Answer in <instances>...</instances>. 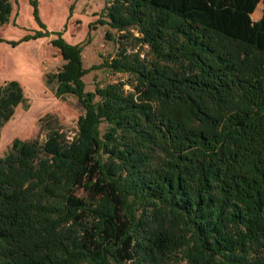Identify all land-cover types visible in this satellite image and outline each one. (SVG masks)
<instances>
[{"label":"trees","instance_id":"16d2710c","mask_svg":"<svg viewBox=\"0 0 264 264\" xmlns=\"http://www.w3.org/2000/svg\"><path fill=\"white\" fill-rule=\"evenodd\" d=\"M13 1L0 0V28ZM261 3L114 0L111 27L136 28L152 61L122 50L107 67L132 81L95 92L82 47L58 34L56 97L86 114L72 139L48 114L44 141L0 156V264H264ZM20 106L23 87L5 82L0 130Z\"/></svg>","mask_w":264,"mask_h":264},{"label":"rangeland","instance_id":"374dc122","mask_svg":"<svg viewBox=\"0 0 264 264\" xmlns=\"http://www.w3.org/2000/svg\"><path fill=\"white\" fill-rule=\"evenodd\" d=\"M113 2L13 1L10 22L0 28V86L8 81L20 83L29 108L18 107L14 118L0 130L1 157L17 139L28 141L40 137L44 141L45 135H39V121L48 114L58 118L68 139L77 135L79 120L86 114L84 107L76 97H56V76L65 65L60 50L52 44L58 34L69 44L82 47L83 66L89 71L83 79L86 92L132 81L129 75L115 74L107 67L122 50H126L128 55L139 53L142 59L152 61L151 50L142 43V35L136 28L119 32L111 27L104 10ZM263 9L261 3L255 18L252 16L255 22L261 19ZM45 32L51 35L26 42L29 37ZM14 44L18 46L13 47ZM125 90L132 91L129 85L125 86ZM100 129L104 135L107 125L103 124Z\"/></svg>","mask_w":264,"mask_h":264}]
</instances>
